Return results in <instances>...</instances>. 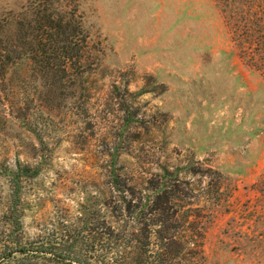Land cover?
I'll list each match as a JSON object with an SVG mask.
<instances>
[{"label": "rangeland", "instance_id": "rangeland-1", "mask_svg": "<svg viewBox=\"0 0 264 264\" xmlns=\"http://www.w3.org/2000/svg\"><path fill=\"white\" fill-rule=\"evenodd\" d=\"M49 1L76 7L92 67L74 90L62 73L48 87L18 60L15 24L32 0H0L12 51L0 69V264H34L5 260L11 241L113 207V175L126 190L178 179L206 223L200 264H264V29L247 21L253 3L240 32L231 0ZM19 167L29 170L12 199Z\"/></svg>", "mask_w": 264, "mask_h": 264}, {"label": "trees", "instance_id": "trees-1", "mask_svg": "<svg viewBox=\"0 0 264 264\" xmlns=\"http://www.w3.org/2000/svg\"><path fill=\"white\" fill-rule=\"evenodd\" d=\"M231 1L233 21L240 32L244 25L240 18L242 9L251 3L253 9L248 23L254 32L256 28L264 29V11H260L263 0ZM29 9L32 12L29 20L24 17L15 24L24 50L18 60L28 61L48 87L60 82L62 73L72 82L74 90L92 67L89 58L83 55L88 37L83 34L82 23L76 20L80 18L76 7L56 8L49 0H32ZM5 27L0 21L2 71L12 53L3 45ZM28 170L19 167L18 173L10 174L12 183L16 184L12 199L16 198L18 179L21 174L27 175ZM190 172L195 174L194 169ZM162 174L163 178L175 175L168 170ZM113 178L116 179L112 185L116 190H113L120 194L113 199V207L103 203L96 211L74 213L66 220L68 225L63 224L64 230L53 229L38 235L33 242L11 241L14 248L5 260L16 253L34 264H200L206 223L199 215L200 208L188 201L183 196L185 193L181 194L176 185L178 179L169 186L162 182L151 186L146 182L147 189L126 190L114 175ZM134 190L140 195L136 196ZM6 218L10 225L17 224L12 214ZM58 221L63 223L62 218Z\"/></svg>", "mask_w": 264, "mask_h": 264}]
</instances>
